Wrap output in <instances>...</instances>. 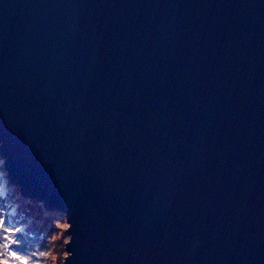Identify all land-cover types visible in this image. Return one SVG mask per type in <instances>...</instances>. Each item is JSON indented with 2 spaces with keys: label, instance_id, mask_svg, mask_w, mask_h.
<instances>
[{
  "label": "water",
  "instance_id": "water-1",
  "mask_svg": "<svg viewBox=\"0 0 264 264\" xmlns=\"http://www.w3.org/2000/svg\"><path fill=\"white\" fill-rule=\"evenodd\" d=\"M0 157L65 264H264V0H0Z\"/></svg>",
  "mask_w": 264,
  "mask_h": 264
},
{
  "label": "clouds",
  "instance_id": "clouds-1",
  "mask_svg": "<svg viewBox=\"0 0 264 264\" xmlns=\"http://www.w3.org/2000/svg\"><path fill=\"white\" fill-rule=\"evenodd\" d=\"M11 219V223L8 222ZM45 220L51 222L52 231L38 233L42 235V240L24 244V233L35 232L37 225H43ZM68 223L69 216L63 209H51L42 199H36L25 195L20 187L12 183L8 177L6 160L0 157V254L6 253L9 240L12 241L11 251L18 252L28 258L29 264H48L46 252L56 247V236L59 233L58 225ZM71 225V224H70ZM72 226H70L71 228ZM69 229L59 233L62 237V246L66 248L72 240ZM10 232V235H9ZM200 241H193V251L199 246ZM23 250H20V249ZM66 259L71 257L72 253ZM3 257L0 256V259Z\"/></svg>",
  "mask_w": 264,
  "mask_h": 264
},
{
  "label": "rangeland",
  "instance_id": "rangeland-1",
  "mask_svg": "<svg viewBox=\"0 0 264 264\" xmlns=\"http://www.w3.org/2000/svg\"><path fill=\"white\" fill-rule=\"evenodd\" d=\"M11 223V219L8 222ZM68 223L61 222L58 225L59 233H63L68 228ZM52 226L51 222L49 220H45L43 225H37L35 232H28L26 231L24 235V244L28 245L30 242L36 241V240H42L43 236L38 235V233H43L45 231L51 232ZM57 234L56 236V247L52 248L50 251L46 252V256L48 259V264H62L64 261L65 256L67 255L66 248L62 246V240L63 237L60 234ZM13 247L12 245L10 246ZM20 250H23L22 248Z\"/></svg>",
  "mask_w": 264,
  "mask_h": 264
},
{
  "label": "snow or ice",
  "instance_id": "snow-or-ice-1",
  "mask_svg": "<svg viewBox=\"0 0 264 264\" xmlns=\"http://www.w3.org/2000/svg\"><path fill=\"white\" fill-rule=\"evenodd\" d=\"M10 235V232H9ZM11 243L9 240L6 247L9 249L6 253L0 254L3 258L0 259V264H29L28 258L20 255L18 252L11 251Z\"/></svg>",
  "mask_w": 264,
  "mask_h": 264
}]
</instances>
